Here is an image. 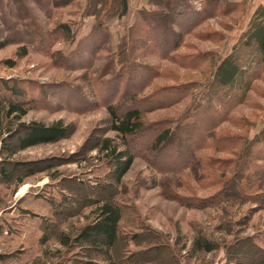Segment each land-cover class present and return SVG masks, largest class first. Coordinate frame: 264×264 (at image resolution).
I'll return each mask as SVG.
<instances>
[{"label":"rangeland","instance_id":"1","mask_svg":"<svg viewBox=\"0 0 264 264\" xmlns=\"http://www.w3.org/2000/svg\"><path fill=\"white\" fill-rule=\"evenodd\" d=\"M118 2L0 0V42L8 41L0 48V77L30 100L22 121L50 125L62 120L69 127L60 141L10 156L9 145L16 142L11 133L18 123H0V264H79L81 257L90 259L61 239L74 237L93 219L95 206L87 199L107 193L123 207L121 234L150 231L160 236V241L140 246L131 241L124 247L122 240L118 264H133L126 258L130 252L158 244L171 248L182 264H264V175L260 173L258 186L240 192L236 185L238 180L245 183L236 173L248 156L242 144L264 126V67L241 87V102L230 118L214 129L222 143L200 150L186 169L153 158L148 149L152 130L136 145L134 163L119 184L113 162L92 150L105 137L124 149L123 139L110 130L107 105H128L120 103L129 74L130 90L138 98L162 87L189 88L183 98L145 100L146 123L175 122L187 110L200 108L216 65L241 43L264 0H192L194 8L206 12L199 24L190 7L183 16L175 14L176 1L170 9L166 0H129V12L121 18L114 4ZM112 6L114 11L106 14ZM147 15L164 16L161 23L167 29L189 31L171 34L157 23L151 28ZM174 17L172 26L167 20ZM99 21L106 26L95 31ZM241 44L239 50L248 57ZM23 46L28 54L21 57ZM124 59L135 65L120 64ZM118 73L122 78L116 79ZM197 134L192 129L189 140ZM178 155L184 157L185 149ZM256 163L264 165L262 160ZM201 230L218 240L220 248L187 257L181 247ZM95 258L104 262L101 255Z\"/></svg>","mask_w":264,"mask_h":264},{"label":"trees","instance_id":"2","mask_svg":"<svg viewBox=\"0 0 264 264\" xmlns=\"http://www.w3.org/2000/svg\"><path fill=\"white\" fill-rule=\"evenodd\" d=\"M89 1L91 2L92 0ZM166 1L170 9L176 5L175 1L177 2L175 14H178V16H183L184 8L190 7L189 10H192L194 13V20H199L201 15L202 17H206L203 16L206 14L205 11L202 12L201 8L193 7V4H191L192 0ZM236 1L231 0V2ZM114 4L116 11H118L117 17L121 18L128 14L129 0H119L117 4ZM90 7L91 5L89 4L88 9ZM204 8H206V5ZM111 11H114L113 6L110 11L105 12L108 14L107 12ZM97 13V11L94 12L96 16ZM147 17H150L153 21L149 24L151 28L156 27L158 24L163 32L170 30L171 34L189 31H176L173 27L167 29L163 25L166 22L164 16L160 18L155 15H147ZM185 17L188 19V15ZM143 18L145 17L143 16ZM161 20L164 22L163 24ZM145 21L149 22L147 18ZM168 22L172 26L176 24L175 17L170 21L167 20ZM195 22L199 24L200 20ZM105 26L102 21H99L94 30H102ZM62 27H64L66 33H71V29L67 24H63ZM241 43L234 45L232 52L222 58L216 65L213 80L209 87V93L204 97V100L202 99L204 102L200 103V108H197L194 112L187 110L175 122L146 123L143 116L145 110L143 102L145 100L152 101L155 99L161 101V98H166V96L183 98L189 88L183 86L181 88L173 86L162 87L147 97L138 98L137 92L134 93L130 90L131 87L129 84L132 83L133 78L129 74L127 87L123 92L120 103L129 102L128 105H121V107H118L117 103L116 105L114 103L107 105L111 119L110 130L123 139L124 149H120L112 137H105L92 149L98 150L113 162L114 178L117 184L121 183L123 177L128 173L134 163L137 154L136 145L140 144L145 135L151 130L155 131V135L151 139L148 149L154 155L153 158L162 159L165 163H168L167 165L171 164L181 169H186L191 166L196 154L200 150L219 146L220 140L216 138L217 135L214 133V129L220 123L230 118L231 112L241 102V87L247 86L249 80L256 76L257 71L261 67H264L263 4L258 5L254 10L251 16L249 30L245 32ZM7 44V40L0 42V48ZM240 44L248 51V57H245V54L239 50ZM22 50L24 52L21 57H24L28 52L25 46L22 47ZM121 51H124L122 53L125 55L127 53L126 47L122 48ZM122 62L120 64H127L126 66L129 68L135 65L127 59H124ZM121 75L118 73L116 79L122 78ZM117 90L116 87L112 95ZM137 103H139V106L136 105ZM30 104V100L26 99L24 92H21L10 80L0 77V123L14 121L18 123L17 128L11 133L12 137H16V142L9 145L10 156L33 146L60 141L66 138L69 133L68 125L64 124L62 120H57L50 125L39 121H22L23 117L31 109ZM194 128L197 129L198 136H196L195 140L192 139L190 141V132ZM175 145H177V149H175ZM242 148L248 156L247 158L243 156L242 161L244 163L242 168L236 171L245 180V183H241L239 180L236 181L240 192L254 185L258 186V181L262 182L259 175H264V165L256 163V160L264 161V126L253 138L245 140ZM181 149H185L186 155L184 157L178 155ZM3 174H6V179L9 180L10 175L5 172ZM224 192L225 190L220 195H223ZM240 192L238 193L240 194ZM243 194L246 196V193ZM87 202L95 206L93 219L84 224L74 237L66 236L61 239L64 245L77 246L79 250L85 251L90 256V259H87V257L79 258V264H118L117 249L120 247L122 240L125 242L124 247H127V244L131 241L140 246L143 242H149L151 239H160L158 234H152L150 231L131 233V235L121 234L119 226L123 217V207L110 193H107L104 198L87 199ZM181 248L187 254V257L197 258L203 254L218 250L220 243L214 237L201 230L196 233L189 243H186ZM86 254L85 256H87ZM96 255H101L104 262L96 260ZM176 256L173 250L167 247V245L158 244L132 251L126 258L131 259L133 261L131 263L133 264H137V260L142 262L141 264H182V261ZM2 260H4V255L0 253V261ZM166 261L168 262L166 263ZM235 264L238 263L236 262Z\"/></svg>","mask_w":264,"mask_h":264},{"label":"crops","instance_id":"3","mask_svg":"<svg viewBox=\"0 0 264 264\" xmlns=\"http://www.w3.org/2000/svg\"><path fill=\"white\" fill-rule=\"evenodd\" d=\"M260 5V4H259ZM264 5V4H263ZM229 264H234V263H229Z\"/></svg>","mask_w":264,"mask_h":264}]
</instances>
